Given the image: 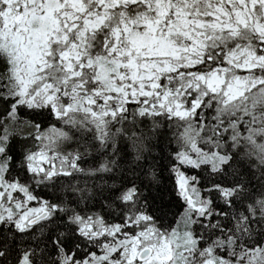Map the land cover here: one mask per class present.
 I'll use <instances>...</instances> for the list:
<instances>
[{
	"label": "snow or ice",
	"instance_id": "snow-or-ice-1",
	"mask_svg": "<svg viewBox=\"0 0 264 264\" xmlns=\"http://www.w3.org/2000/svg\"><path fill=\"white\" fill-rule=\"evenodd\" d=\"M0 264H264V0H0Z\"/></svg>",
	"mask_w": 264,
	"mask_h": 264
}]
</instances>
